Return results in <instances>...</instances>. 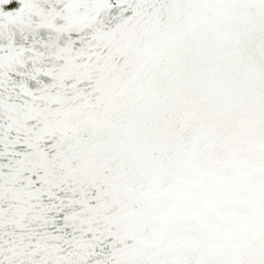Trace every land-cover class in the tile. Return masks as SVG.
Returning <instances> with one entry per match:
<instances>
[{
    "label": "snow or ice",
    "instance_id": "snow-or-ice-1",
    "mask_svg": "<svg viewBox=\"0 0 264 264\" xmlns=\"http://www.w3.org/2000/svg\"><path fill=\"white\" fill-rule=\"evenodd\" d=\"M0 264H264V0H0Z\"/></svg>",
    "mask_w": 264,
    "mask_h": 264
}]
</instances>
